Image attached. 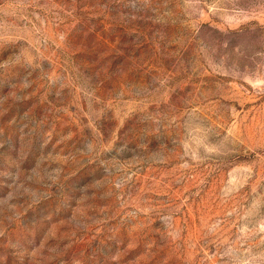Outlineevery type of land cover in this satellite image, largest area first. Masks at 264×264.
Segmentation results:
<instances>
[{
	"label": "rangeland",
	"instance_id": "1",
	"mask_svg": "<svg viewBox=\"0 0 264 264\" xmlns=\"http://www.w3.org/2000/svg\"><path fill=\"white\" fill-rule=\"evenodd\" d=\"M0 264H264V0H0Z\"/></svg>",
	"mask_w": 264,
	"mask_h": 264
}]
</instances>
